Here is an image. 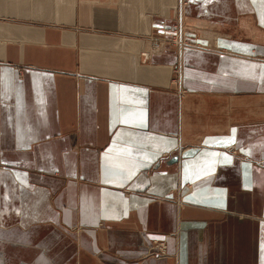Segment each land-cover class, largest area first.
<instances>
[{
    "label": "crops",
    "instance_id": "0c3cea01",
    "mask_svg": "<svg viewBox=\"0 0 264 264\" xmlns=\"http://www.w3.org/2000/svg\"><path fill=\"white\" fill-rule=\"evenodd\" d=\"M0 264H264V0H0Z\"/></svg>",
    "mask_w": 264,
    "mask_h": 264
},
{
    "label": "built area",
    "instance_id": "2783aa9c",
    "mask_svg": "<svg viewBox=\"0 0 264 264\" xmlns=\"http://www.w3.org/2000/svg\"><path fill=\"white\" fill-rule=\"evenodd\" d=\"M157 35L159 37L156 39V42H158L159 45L162 46L163 44V42L160 41L161 40L160 38L162 37V38H165L166 40L165 45L172 44V45L177 46L178 50L180 49L179 46L175 43V39L178 38L176 31H173L172 29L167 28L165 25H163V27L158 28ZM155 37L153 38V40L155 39ZM186 44L187 45H185L184 47L189 45L187 41H186ZM159 244H160L159 241H155V244H154L155 247L152 246L151 248L147 249V255H153V256H156L157 258L166 257L167 256V250H166L167 246L162 244L164 246V248H162V245H159Z\"/></svg>",
    "mask_w": 264,
    "mask_h": 264
},
{
    "label": "bare ground",
    "instance_id": "6f19581e",
    "mask_svg": "<svg viewBox=\"0 0 264 264\" xmlns=\"http://www.w3.org/2000/svg\"><path fill=\"white\" fill-rule=\"evenodd\" d=\"M155 33H156V35H155L156 37L155 36L151 37V40L148 42V43L151 44V50L144 53L145 54L144 56L146 58L149 57L151 54L160 52V51H162V50H164L166 48L165 38H162V37L160 38L161 39L160 41L163 42V44L161 46V45H159L158 42H156V39L159 37L157 35L158 30H156ZM154 37H155V39L153 40ZM176 39H175V43L179 46V48H186L187 47V46L184 47L185 45H187L186 44V39H184L183 37H181V35L178 36V38H176Z\"/></svg>",
    "mask_w": 264,
    "mask_h": 264
},
{
    "label": "water",
    "instance_id": "95a60500",
    "mask_svg": "<svg viewBox=\"0 0 264 264\" xmlns=\"http://www.w3.org/2000/svg\"><path fill=\"white\" fill-rule=\"evenodd\" d=\"M197 152L196 149H189L184 154L183 157H191Z\"/></svg>",
    "mask_w": 264,
    "mask_h": 264
},
{
    "label": "rangeland",
    "instance_id": "374dc122",
    "mask_svg": "<svg viewBox=\"0 0 264 264\" xmlns=\"http://www.w3.org/2000/svg\"><path fill=\"white\" fill-rule=\"evenodd\" d=\"M180 35H181V34L179 33V36H180ZM184 39H185V38H184ZM150 40H151V39H150ZM176 40H177V39H176ZM165 42H166V40H165ZM154 244H155V242L153 243V247H155ZM162 244H164L165 246H167V245H166V242H164V241H161L159 245H162ZM160 247H161V246H160ZM162 248H164L163 245H162ZM166 250H167V249H166Z\"/></svg>",
    "mask_w": 264,
    "mask_h": 264
},
{
    "label": "snow or ice",
    "instance_id": "6c2138e0",
    "mask_svg": "<svg viewBox=\"0 0 264 264\" xmlns=\"http://www.w3.org/2000/svg\"><path fill=\"white\" fill-rule=\"evenodd\" d=\"M221 143L223 144L224 142H223V141H221Z\"/></svg>",
    "mask_w": 264,
    "mask_h": 264
}]
</instances>
